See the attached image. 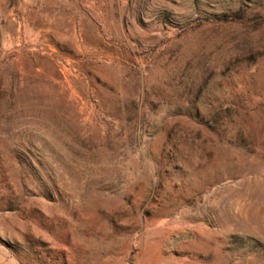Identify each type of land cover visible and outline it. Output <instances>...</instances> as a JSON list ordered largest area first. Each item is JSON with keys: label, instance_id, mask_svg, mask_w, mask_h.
I'll list each match as a JSON object with an SVG mask.
<instances>
[{"label": "rangeland", "instance_id": "obj_1", "mask_svg": "<svg viewBox=\"0 0 264 264\" xmlns=\"http://www.w3.org/2000/svg\"><path fill=\"white\" fill-rule=\"evenodd\" d=\"M264 264V0H0V264Z\"/></svg>", "mask_w": 264, "mask_h": 264}, {"label": "crops", "instance_id": "obj_2", "mask_svg": "<svg viewBox=\"0 0 264 264\" xmlns=\"http://www.w3.org/2000/svg\"><path fill=\"white\" fill-rule=\"evenodd\" d=\"M161 262L163 263V264H180V262L179 261H177V260H170V259H168V258H163L162 260H161ZM181 264H184V262H181Z\"/></svg>", "mask_w": 264, "mask_h": 264}]
</instances>
